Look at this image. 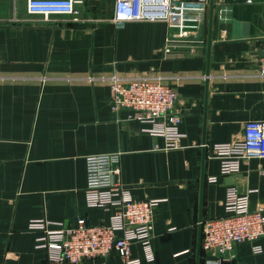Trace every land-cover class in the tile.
I'll use <instances>...</instances> for the list:
<instances>
[{"label":"crops","instance_id":"obj_1","mask_svg":"<svg viewBox=\"0 0 264 264\" xmlns=\"http://www.w3.org/2000/svg\"><path fill=\"white\" fill-rule=\"evenodd\" d=\"M226 3L225 20L214 6L207 63V13L197 54H165L170 25L115 22L114 0H83L75 19L44 18L28 13L26 0H0V264H50L31 220H47L50 228L73 226L80 217L109 221L113 208L87 199L92 154H119L117 179L135 198L159 200L153 259H145L141 244L130 246L144 264H204L200 221L225 213L229 188L248 194L252 209L264 205V158L241 160L238 172L222 174L212 152L216 143L241 140L245 121L264 119V77L255 75L264 0ZM113 73L167 78L178 92L179 145L168 147L164 136L147 130L150 123L111 108L101 77ZM254 243L258 251L250 242L236 245L226 264H264V235ZM83 264L123 260L111 253Z\"/></svg>","mask_w":264,"mask_h":264},{"label":"built area","instance_id":"obj_2","mask_svg":"<svg viewBox=\"0 0 264 264\" xmlns=\"http://www.w3.org/2000/svg\"><path fill=\"white\" fill-rule=\"evenodd\" d=\"M81 2L83 0H26V9L44 18L70 15L75 19L76 5ZM208 5L209 0H114L112 20L166 22L173 30L162 52L195 55L205 43L203 28ZM214 6L219 18L225 20L226 0H214ZM175 16L178 21H173ZM12 20L16 19L12 17ZM189 21L196 22L194 28ZM255 75L264 77V38ZM86 79L95 78L88 76ZM166 79L151 73L129 77L113 73L101 77L108 83L113 110L126 109L129 118L150 123L149 132L164 136L168 147H175L183 135L178 129L179 113L174 111L178 92ZM212 152L220 160L222 174L238 172L241 160L264 158V119L245 121L241 140L216 143ZM119 172L117 153L86 156L87 199L92 206L113 208L107 223L90 224L80 217L73 226L50 228L47 220L29 222V228L41 231L37 237L38 246L47 250L50 264H83L87 259L111 253L121 257L123 264H144L141 258L131 256L133 243L141 244L146 260L153 259V214L159 200L135 198L117 179ZM224 208L223 215L200 221L199 245L204 264H226L233 259L235 246L240 243H253L254 249L259 250L254 242L264 235V205L252 209L248 194L229 188Z\"/></svg>","mask_w":264,"mask_h":264},{"label":"water","instance_id":"obj_3","mask_svg":"<svg viewBox=\"0 0 264 264\" xmlns=\"http://www.w3.org/2000/svg\"><path fill=\"white\" fill-rule=\"evenodd\" d=\"M213 12H214V0H209L208 5V18H207V63H209V52L210 45L212 42V25H213ZM191 36V34H189ZM206 75H208V67L206 71Z\"/></svg>","mask_w":264,"mask_h":264}]
</instances>
